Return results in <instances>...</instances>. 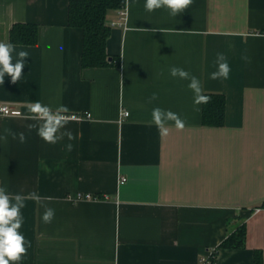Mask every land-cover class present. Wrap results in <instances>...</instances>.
I'll list each match as a JSON object with an SVG mask.
<instances>
[{
	"label": "crops",
	"instance_id": "1",
	"mask_svg": "<svg viewBox=\"0 0 264 264\" xmlns=\"http://www.w3.org/2000/svg\"><path fill=\"white\" fill-rule=\"evenodd\" d=\"M145 2L126 0L125 26L120 10L107 14V54L119 65L83 68L69 0H0V42L11 43L17 23L39 28L36 45L11 43L13 63L21 50L29 57L16 83L6 74L0 84V104L23 112L0 116V187L53 198L25 200L27 254L17 264H199L243 224L245 248L219 250L217 264H255L257 251L264 264V0H192L176 16ZM218 53L227 80L210 79ZM173 66L197 77L203 94L225 96L223 126L203 125L202 104ZM34 102L91 118H73L75 139L49 144L28 127L39 124L27 118ZM155 107L177 113L184 129L169 121L162 138ZM79 194L109 199L74 201ZM45 205L55 210L48 224Z\"/></svg>",
	"mask_w": 264,
	"mask_h": 264
},
{
	"label": "clouds",
	"instance_id": "2",
	"mask_svg": "<svg viewBox=\"0 0 264 264\" xmlns=\"http://www.w3.org/2000/svg\"><path fill=\"white\" fill-rule=\"evenodd\" d=\"M192 3V0H146L145 9L148 12H152L156 9L167 8L170 10V14L176 16L185 9H187ZM51 49V45L47 46ZM15 51L14 45L7 42H0V84L4 83V77L7 74L11 77V82L16 83L21 75L25 66V59L29 57V52L19 51L17 53V59L13 63L12 53ZM59 51H63V45L59 46ZM216 65V71L212 72L210 79L212 80H227L231 68L227 62L226 57L222 53H218L214 61ZM169 73L173 78L181 80H188V87L194 93V104L201 105L210 102V97L203 94V88L200 80L191 75L183 68L173 66L169 69ZM158 96L153 93L150 97V101L157 100ZM30 115L28 119L38 121L39 124H30L28 127L37 129V134L46 143L56 144L63 140L65 137L69 141L75 139L73 133L67 130L66 126L73 119L67 115V106L60 105L55 110L50 106L44 105L40 102H34L28 105ZM152 123L158 129L160 136L167 137L170 129L167 126L168 122H174V126L177 130L182 131L185 127L184 121L177 113L171 110H164L160 107H155L151 113ZM16 138V134H14ZM19 141L24 143L26 136L23 132L18 134ZM73 145L68 143L66 145L67 151H72ZM31 199L37 203L43 204L44 201H51L53 198L41 197L36 192L29 193L28 196L21 194H9L5 188L0 187V264H17L22 256L27 254V248L25 247V238L18 231L23 224V217L21 215V209L25 207V200ZM55 216V210L45 205V210L42 216L44 223H51Z\"/></svg>",
	"mask_w": 264,
	"mask_h": 264
},
{
	"label": "trees",
	"instance_id": "3",
	"mask_svg": "<svg viewBox=\"0 0 264 264\" xmlns=\"http://www.w3.org/2000/svg\"><path fill=\"white\" fill-rule=\"evenodd\" d=\"M126 0H69V26L83 31V50L81 65L83 68H103L119 65L118 58L107 54V42L111 35V25L107 23V14L111 10H120ZM39 28L35 24L17 23L10 31V42L14 45L33 46L38 43ZM210 102L202 104V123L206 126H223L225 123L226 99L223 94H209ZM245 224L230 234L215 250L243 249L246 244ZM261 252L255 254V264H262Z\"/></svg>",
	"mask_w": 264,
	"mask_h": 264
},
{
	"label": "built area",
	"instance_id": "4",
	"mask_svg": "<svg viewBox=\"0 0 264 264\" xmlns=\"http://www.w3.org/2000/svg\"><path fill=\"white\" fill-rule=\"evenodd\" d=\"M120 15V24L124 25L127 22V17H128V7L127 4L125 3V5L120 9L119 12ZM23 112L19 109H16L15 107H13L10 104H0V116H4V117H15V116H22ZM120 122H122L123 118H128L130 116V112L128 110H124L123 112H121L120 114ZM71 117H73L74 119L77 120H81L83 118H91V114L90 113H86L85 116H81V115H72ZM127 182V178L122 176L119 180V185H123ZM74 201H84V200H92V201H100V200H108V196H103V197H98V196H94L92 194H79L77 196H75ZM261 208L256 209V211H260ZM199 264H217V256L215 254V250H209L207 252L206 255H204L200 260H199Z\"/></svg>",
	"mask_w": 264,
	"mask_h": 264
}]
</instances>
